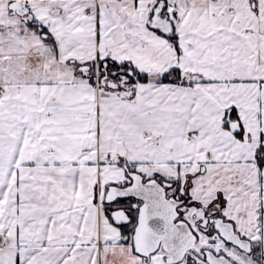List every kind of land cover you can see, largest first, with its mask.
Segmentation results:
<instances>
[{
    "label": "snow or ice",
    "instance_id": "6c2138e0",
    "mask_svg": "<svg viewBox=\"0 0 264 264\" xmlns=\"http://www.w3.org/2000/svg\"><path fill=\"white\" fill-rule=\"evenodd\" d=\"M0 264H264V0H0Z\"/></svg>",
    "mask_w": 264,
    "mask_h": 264
}]
</instances>
